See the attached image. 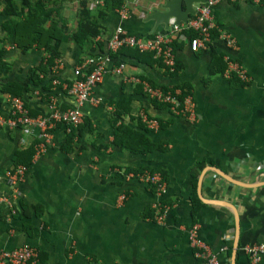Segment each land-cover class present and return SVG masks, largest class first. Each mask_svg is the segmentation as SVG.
Returning <instances> with one entry per match:
<instances>
[{
    "label": "crops",
    "instance_id": "crops-1",
    "mask_svg": "<svg viewBox=\"0 0 264 264\" xmlns=\"http://www.w3.org/2000/svg\"><path fill=\"white\" fill-rule=\"evenodd\" d=\"M163 1L140 0L125 22L116 11L109 14L100 21L103 34L89 50L63 44L61 89L52 86L49 94L43 92L45 83L34 85L29 74L42 63L43 51L30 48L21 53L2 44L8 70L0 74V116L8 115L13 97L6 83L22 90L33 115H47L53 103L67 108L70 99L62 85L70 84L74 66L89 53L105 54L106 42L119 25L133 36L153 35L154 23L148 18ZM4 2L0 0V11ZM69 9L73 17L64 11L65 16L74 22L76 6ZM214 15L220 29L237 41V51H229L219 38L197 52L187 41L178 43L179 70L173 77L148 56L139 62L116 56L114 64L126 66L123 77H104L94 92L102 104L84 109L83 124L69 144V132L56 129L55 147L33 162L31 158L26 178L14 188L5 173L33 149L22 145L19 130L0 128V250L33 246L37 264H199L189 240L191 228L197 226L204 244L213 252L224 250L219 264H249L243 246L264 243V2H222ZM161 31L159 27L155 33ZM225 56L244 67L248 82L224 78ZM124 77L188 89L197 107L196 122L174 117ZM140 114L163 128L141 129ZM119 127L147 135L163 150L129 151L115 138ZM137 171L161 172L166 195L161 199L130 177ZM160 202L168 212L157 223L153 206ZM230 205L239 216L234 262L236 223ZM259 264H264V254Z\"/></svg>",
    "mask_w": 264,
    "mask_h": 264
},
{
    "label": "built area",
    "instance_id": "built-area-1",
    "mask_svg": "<svg viewBox=\"0 0 264 264\" xmlns=\"http://www.w3.org/2000/svg\"><path fill=\"white\" fill-rule=\"evenodd\" d=\"M121 6L116 13L120 22H125L130 14V10L138 6L140 0H117ZM238 0H204L203 3L196 5L195 14L186 24H170L167 31L157 32L151 37H138L129 34L126 29L119 25L116 27L109 40L106 42L105 54L88 56L80 60L72 69V80L68 85H62L66 91L70 102L65 109L60 108L53 103L49 107L47 115L32 116L25 105L23 99L18 97L10 98V109L8 115L0 116V128L9 130H19L23 135L22 145L31 146L33 149L32 162L47 153L55 147L54 131L63 129L67 134L71 129H76L83 124V111L86 107L96 108L102 104L101 100L96 98L94 92L103 82L108 74H114L123 77L125 64H114L115 56L122 50H134L139 54H148L152 60L161 66L167 74H175L178 66L176 58V46L178 43L187 41L190 43L194 52L199 49L207 50L213 44V32H218V38L221 39L229 51H237L239 45L234 37L220 29L215 21V10L222 2L234 3ZM251 4L260 5L264 0H246ZM94 5L102 6L103 0H94ZM197 33L192 37L190 33ZM224 62L226 68L223 76L226 79L235 77L241 82H248L249 76L244 67L229 56H225ZM64 69L62 59L54 61L51 68L52 75L55 77L51 83L54 88L60 86L58 75ZM123 80H129L134 86H139L142 94L151 102H156L166 106V109L174 117L185 118L191 123L196 122L197 107L192 94H189L183 102H180L178 96L182 95L181 90L175 93L164 92L161 88H153L148 82L135 77H124ZM140 120L147 129L159 130L160 123L156 119L149 118L145 114H140ZM29 167L24 164H17L6 171L7 183L16 187L24 181ZM140 183L150 187L161 199L167 193V183L159 171H143L137 174H131ZM125 197L122 196L121 199ZM155 210L154 221L161 223L164 221L168 208L162 203H156L153 206ZM191 247L195 250V257L199 264H219L221 253L213 252L198 237V228L193 226L189 232ZM244 254L249 260V264H259L264 254V243L248 244L242 248ZM37 248L24 245L12 250H0V264H37Z\"/></svg>",
    "mask_w": 264,
    "mask_h": 264
},
{
    "label": "trees",
    "instance_id": "trees-1",
    "mask_svg": "<svg viewBox=\"0 0 264 264\" xmlns=\"http://www.w3.org/2000/svg\"><path fill=\"white\" fill-rule=\"evenodd\" d=\"M4 1L2 10L0 11V17H5L3 21H0V29L3 32V37L0 39V74L3 75L8 70L3 62L5 51L1 46L2 44L14 46L18 48L21 53L26 52L30 48L41 49L44 53L43 61L37 68L30 70L29 74L34 85L39 86L45 83V86L47 87L42 89L43 92H46L47 94H49L51 88H53L51 83L55 77L52 75L51 68L54 65V61L61 58L59 53L60 47L63 44H73L82 51L85 49L89 50V45L103 34L104 28L100 21L107 18L109 14L118 10L121 6V3L117 0H103L102 6H96L94 10L91 9L89 5L91 4V1L94 0ZM73 5L76 6V10L74 11L75 20L74 22L72 21L73 24L71 25V22L64 14V10L66 7H72ZM189 35L196 37L197 33L193 32ZM218 35V32L214 31L213 39L218 38ZM101 52L102 51L100 50L97 54L95 52L89 53L88 56L99 55L103 53ZM120 55L129 61L139 62L142 60L143 56H148L149 59H152L151 55L139 54L134 50L128 49L122 50L116 56L118 57ZM225 68L226 64H222V73ZM177 70H179V68H177ZM169 75L173 77L176 74ZM231 79H233L232 81L238 80L235 77H232ZM149 84L153 88H161L166 93H175L176 91V89H167L157 87L152 83ZM3 86L9 88V94L11 96L23 99L22 90L19 87H16L15 84L6 83ZM56 89L61 88L57 87ZM178 90H181L182 92V95L178 96L180 102H183L184 99L191 94V92L185 88H180ZM23 101L25 102V100ZM154 104L160 108L166 109V106L160 105L156 102H154ZM25 105H27L26 102ZM30 114L32 116H37L33 115L31 112ZM138 123H140L141 129H145L147 132L148 129L142 124L141 120H138ZM161 127L163 128V125H161ZM75 130L76 129H71L67 135V144L73 139ZM115 138L119 141V144H121L122 147L134 153L149 154L156 150H163L162 145L153 143L147 135L125 127H119L116 129ZM32 155L33 150L25 155L23 159L19 158L17 164H24L29 167ZM138 172L139 171L136 173ZM194 201L196 202V200ZM193 214H195V211H193Z\"/></svg>",
    "mask_w": 264,
    "mask_h": 264
},
{
    "label": "water",
    "instance_id": "water-1",
    "mask_svg": "<svg viewBox=\"0 0 264 264\" xmlns=\"http://www.w3.org/2000/svg\"><path fill=\"white\" fill-rule=\"evenodd\" d=\"M204 0H164L157 9L152 10L148 20L154 23V29L152 34L155 33L159 27L163 28V31L169 29L170 24L175 25L186 24L187 21L195 14L196 5L203 3ZM220 174L228 181H232L225 174ZM233 209L236 223V231L232 246V261L234 262L235 254L238 248L239 242V216L234 206L230 205Z\"/></svg>",
    "mask_w": 264,
    "mask_h": 264
},
{
    "label": "rangeland",
    "instance_id": "rangeland-1",
    "mask_svg": "<svg viewBox=\"0 0 264 264\" xmlns=\"http://www.w3.org/2000/svg\"><path fill=\"white\" fill-rule=\"evenodd\" d=\"M96 7V5H94V3L92 4V5H90V8L91 9H93L94 10V8ZM70 7H66V9L64 10L65 11V13H66V15H69L70 16V18H72L73 17V13H72V11L69 9ZM64 13V14H65ZM70 21V20H69ZM73 23L71 22V25H72Z\"/></svg>",
    "mask_w": 264,
    "mask_h": 264
}]
</instances>
